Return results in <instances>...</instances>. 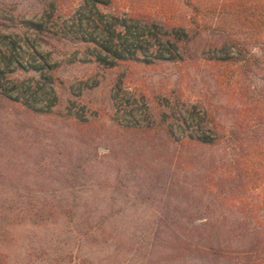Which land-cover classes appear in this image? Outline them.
<instances>
[{"label":"trees","instance_id":"trees-1","mask_svg":"<svg viewBox=\"0 0 264 264\" xmlns=\"http://www.w3.org/2000/svg\"><path fill=\"white\" fill-rule=\"evenodd\" d=\"M46 1L39 18L13 20L24 34L4 33L12 27L0 23V97L31 116L59 114L77 129L92 125L76 99L57 112L58 65L38 49L50 39L85 46V63L110 70L123 64L171 65L187 73L224 69L215 82L216 93H232L225 102H215L210 89L197 101L148 102L118 82L110 96L118 116L113 124L116 134L132 136L140 146L123 150L126 160L132 156L130 172L164 181L159 188L184 204L186 219L204 220L171 231L178 250L203 253L206 264H264V0H181L185 12L157 9L160 18L152 12L164 0H153L149 12L129 0ZM120 3L128 6L119 9ZM209 33L213 40L199 45ZM17 73L24 77H13ZM70 94L79 98L83 89ZM117 146L111 145L108 157L120 152Z\"/></svg>","mask_w":264,"mask_h":264},{"label":"rangeland","instance_id":"rangeland-1","mask_svg":"<svg viewBox=\"0 0 264 264\" xmlns=\"http://www.w3.org/2000/svg\"><path fill=\"white\" fill-rule=\"evenodd\" d=\"M129 1L147 12L155 2ZM162 3L152 12L156 18L157 9L185 12L181 0ZM127 6L120 3L119 9ZM46 7V0H0V23L12 27L3 32L24 34L13 27V20L39 18ZM212 40L209 33L198 43ZM38 49L58 65L62 106L57 112L64 111L67 100L76 99L86 107L92 125L77 129L59 114L31 116L0 97V264H206L203 253L189 256L178 250L171 232L204 220L186 219L184 204L159 188L164 181L128 169L132 156L126 160L124 148L140 146L132 136L115 133L113 119L118 116L110 96L121 82L125 92L148 102L163 97L197 101L208 89L215 92V102H225L232 93L222 88L216 93L215 82V73L224 69L187 73L171 65L123 64L110 70L85 63L86 47L81 44L50 39L48 44L39 42ZM227 75L228 80L231 73ZM95 83L99 86L87 88ZM79 89L81 97L71 96ZM124 140L127 144L121 145ZM114 143L120 152L108 157ZM147 158L154 162L152 152Z\"/></svg>","mask_w":264,"mask_h":264}]
</instances>
